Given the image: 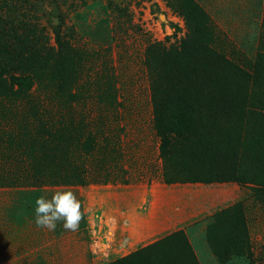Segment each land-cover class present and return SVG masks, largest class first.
Here are the masks:
<instances>
[{"label": "rangeland", "instance_id": "1", "mask_svg": "<svg viewBox=\"0 0 264 264\" xmlns=\"http://www.w3.org/2000/svg\"><path fill=\"white\" fill-rule=\"evenodd\" d=\"M215 9L0 0V188L52 196L66 186L52 184L66 169L52 156H77L71 137L91 132L92 181L68 187L110 191L116 205L122 183L160 187L136 223L144 242L105 264H264V12L253 28L224 29ZM70 89L78 101L59 93ZM156 120L169 136L165 160Z\"/></svg>", "mask_w": 264, "mask_h": 264}, {"label": "crops", "instance_id": "2", "mask_svg": "<svg viewBox=\"0 0 264 264\" xmlns=\"http://www.w3.org/2000/svg\"><path fill=\"white\" fill-rule=\"evenodd\" d=\"M198 2L208 4L211 11L215 6L213 11L217 22L224 29L253 28L256 22L261 23L263 19L264 0ZM165 187L169 188L163 191L165 198L176 196L174 189L170 190V185ZM119 188L122 191L118 205L111 204L110 191L106 192L107 197L91 198L85 189L72 188L81 202L83 213L76 232L64 230L62 221L55 231L37 227L34 216L38 197L12 196L8 190L0 188V264H105L114 255L113 252L122 253L119 258L127 257L144 242L142 232L137 235L134 231L136 223L139 219L142 228L140 219L144 205L148 196H151V201L158 200L160 187L122 183ZM41 190L33 188L32 193L17 188V193L34 194ZM182 197L177 195V198ZM111 229L122 232L116 235ZM112 244L119 247L113 250Z\"/></svg>", "mask_w": 264, "mask_h": 264}, {"label": "trees", "instance_id": "3", "mask_svg": "<svg viewBox=\"0 0 264 264\" xmlns=\"http://www.w3.org/2000/svg\"><path fill=\"white\" fill-rule=\"evenodd\" d=\"M28 89L30 90L32 88H28ZM59 93L62 96H65L66 97L65 99L68 100V102L79 100V96L77 95V92H74V91L72 92L71 89L68 92L61 90ZM108 97L111 101L116 100V96L112 94V92H110ZM151 100H153L152 96H151ZM159 111H161L159 107L153 106L154 119H158ZM155 122H156L157 134L161 137L160 157L165 160V147L169 143V136L168 134L162 131L163 128L159 125V123H157V120ZM81 137L85 139L82 141ZM81 137L80 138L71 137L73 146H77V151L79 152L77 156L76 155L71 156L72 150L70 152V147L69 149H67V151H60L62 153L61 156L59 154H56L57 156L55 155L52 156L53 163H56L58 160L59 163L66 165L65 166L66 169L64 170L57 169L55 170L54 173H52V176L55 178V181H52V184H55V185L63 184L66 186H83V187L90 185L92 180H90L91 178L89 177V172H88L85 162L88 159V157L92 155V152L94 151L95 137L91 132H89L87 136L82 134ZM81 142L83 145L81 144ZM55 152H58V151L56 150ZM163 175H164L163 177L165 178L166 183L171 184V180L168 179L166 164L164 167ZM30 187H34L37 189L41 188L40 185L30 186ZM128 258H132V255L129 256ZM119 261L120 259L117 262ZM124 261H127V260L125 258H122V262Z\"/></svg>", "mask_w": 264, "mask_h": 264}, {"label": "clouds", "instance_id": "4", "mask_svg": "<svg viewBox=\"0 0 264 264\" xmlns=\"http://www.w3.org/2000/svg\"><path fill=\"white\" fill-rule=\"evenodd\" d=\"M34 223L37 227L55 231L57 224L63 222L66 231L79 230L83 219L81 202L74 191L68 186H61L51 198L40 196L35 200Z\"/></svg>", "mask_w": 264, "mask_h": 264}]
</instances>
